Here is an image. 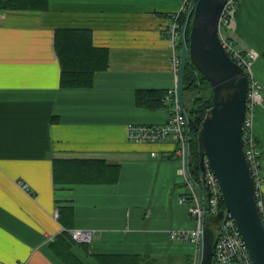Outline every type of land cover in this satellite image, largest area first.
Listing matches in <instances>:
<instances>
[{
    "label": "crops",
    "instance_id": "0c3cea01",
    "mask_svg": "<svg viewBox=\"0 0 264 264\" xmlns=\"http://www.w3.org/2000/svg\"><path fill=\"white\" fill-rule=\"evenodd\" d=\"M44 1L0 9V264H111L117 256L150 264L167 253L193 264L197 245L172 238L197 226L181 201L196 187L179 144L128 136L130 123L173 114V100L153 108L137 95L177 86L172 56L183 44L172 46L167 26L184 0ZM225 28L237 47L259 54L263 101L253 131L264 177V0H240ZM58 29H89L93 44L109 49L93 86H61ZM83 160L111 168L104 180H79L74 161ZM74 228L93 231L91 240L72 239Z\"/></svg>",
    "mask_w": 264,
    "mask_h": 264
},
{
    "label": "water",
    "instance_id": "95a60500",
    "mask_svg": "<svg viewBox=\"0 0 264 264\" xmlns=\"http://www.w3.org/2000/svg\"><path fill=\"white\" fill-rule=\"evenodd\" d=\"M227 1L191 0L186 13L178 72V100L181 108L186 111L184 80L189 62L209 81L213 95L212 104L200 124L188 116L189 129L197 131L199 181L191 176L189 148L185 162L208 208L209 185L205 160H209L223 195L225 207L222 223L231 214L254 264H264V220L257 205L256 180L244 147L249 77L245 69L227 53L219 35L220 17ZM210 217L208 213L203 220L204 234L198 251L199 264H212L215 245L221 233L222 223L219 227Z\"/></svg>",
    "mask_w": 264,
    "mask_h": 264
},
{
    "label": "built area",
    "instance_id": "2783aa9c",
    "mask_svg": "<svg viewBox=\"0 0 264 264\" xmlns=\"http://www.w3.org/2000/svg\"><path fill=\"white\" fill-rule=\"evenodd\" d=\"M240 0H228L222 11L219 22V35L222 44L230 55L239 65H241L249 77V91L247 96V109L244 121V147L251 165L252 173L256 180V198L260 214L264 220V177L261 174V153L258 148V141L254 134L253 127L256 116V109L263 101V87L261 81L253 72V64L259 57L255 50H244L235 45L224 34V27L229 26L235 9ZM191 0H184L178 11L173 14L168 22L167 30L170 35L172 46L183 42V25L181 15L187 13ZM173 66L177 73L180 69V56H172ZM174 101L173 114L165 123H130L128 124V136L137 142H163L176 141L179 144L182 157L185 159L189 145L188 140L191 136L187 111H184L179 103L177 86L169 89L163 98L166 103ZM190 132V135H189ZM205 171L209 185V206L206 208L199 191H196V184L188 173L187 180L193 188L191 195L182 197L181 201L190 203V213L196 218L195 228L182 227L172 231V238L182 242H193L197 245L198 251L203 241V220L209 213L216 216L223 212V195L213 168L206 158ZM23 187L29 190V186L23 183ZM198 189V188H197ZM224 206V207H223ZM71 238L77 241L89 242L93 236V231L87 229H69ZM27 264V263H22ZM193 264L198 263V256ZM212 264H254L245 240L237 226L234 217L228 214L221 226V233L215 245Z\"/></svg>",
    "mask_w": 264,
    "mask_h": 264
},
{
    "label": "trees",
    "instance_id": "16d2710c",
    "mask_svg": "<svg viewBox=\"0 0 264 264\" xmlns=\"http://www.w3.org/2000/svg\"><path fill=\"white\" fill-rule=\"evenodd\" d=\"M46 2L45 0L44 6H46ZM23 5L22 0H0V9L21 7ZM26 5L25 3L24 6ZM185 18L186 13L181 15L182 23H184ZM56 47L61 62V86L64 88L91 87L94 84L96 72L105 70L109 66V49L107 47L95 46L93 44L92 32L89 29H58ZM165 92L163 90L138 91L137 102L153 108L160 107L162 106ZM184 95L188 116L193 117L200 124L207 108L212 104L213 92L209 81L191 62L186 67ZM74 162L79 163L81 174L84 171V175H80L82 177L79 180H104L105 169L111 168V165H108L104 160ZM189 167L191 176L199 181L200 157L197 131L193 128L191 129L189 145ZM109 175L107 177L112 176ZM114 175L117 176L116 174ZM210 219L220 227L223 212L216 216L211 215ZM65 246L66 248L69 247L67 243ZM143 260L141 256H117L111 264H144Z\"/></svg>",
    "mask_w": 264,
    "mask_h": 264
},
{
    "label": "rangeland",
    "instance_id": "374dc122",
    "mask_svg": "<svg viewBox=\"0 0 264 264\" xmlns=\"http://www.w3.org/2000/svg\"><path fill=\"white\" fill-rule=\"evenodd\" d=\"M224 30H226V28ZM154 258L151 259L152 261L150 264H190V259L187 255L179 256L167 253L161 256L158 255Z\"/></svg>",
    "mask_w": 264,
    "mask_h": 264
},
{
    "label": "bare ground",
    "instance_id": "6f19581e",
    "mask_svg": "<svg viewBox=\"0 0 264 264\" xmlns=\"http://www.w3.org/2000/svg\"><path fill=\"white\" fill-rule=\"evenodd\" d=\"M177 47V46H176Z\"/></svg>",
    "mask_w": 264,
    "mask_h": 264
}]
</instances>
